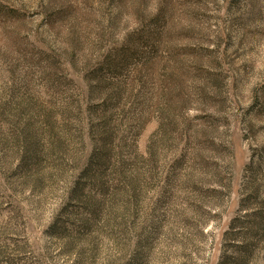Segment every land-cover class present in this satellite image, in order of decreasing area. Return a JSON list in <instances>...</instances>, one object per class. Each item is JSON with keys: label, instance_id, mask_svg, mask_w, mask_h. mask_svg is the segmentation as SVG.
I'll return each mask as SVG.
<instances>
[{"label": "rangeland", "instance_id": "374dc122", "mask_svg": "<svg viewBox=\"0 0 264 264\" xmlns=\"http://www.w3.org/2000/svg\"><path fill=\"white\" fill-rule=\"evenodd\" d=\"M260 221L264 0H0V264H264Z\"/></svg>", "mask_w": 264, "mask_h": 264}, {"label": "trees", "instance_id": "16d2710c", "mask_svg": "<svg viewBox=\"0 0 264 264\" xmlns=\"http://www.w3.org/2000/svg\"><path fill=\"white\" fill-rule=\"evenodd\" d=\"M161 22L160 18L158 17L156 20H154V24L158 25V23ZM162 129V125L160 126L159 130ZM111 138V133L110 134H106V137L104 139V142H103V148H102V151L104 152V157H105V160L103 157H100L99 159H103L104 162H103V165H106L109 163V159L107 156H109V154L112 152L111 150V147H110V139ZM150 161H152L154 158H153V155L150 154ZM154 162V161H152ZM178 167L180 166L179 164L177 165ZM175 176V175H174ZM95 177V180H97V183H98V189L100 190V193H101V196H102V200L101 201H95L94 202V208H93V205H92V217H91V220H87L86 222H84V227L85 228H89L92 224H91V221L95 220V218L98 217L100 211H101V206L102 204L104 203V201H106L107 199L110 200L112 199L113 197H115L116 195V188L117 187H112L110 186V188L106 185V181L104 180L103 182H99L101 180H103L104 178V173L101 174V176L97 177V176H94ZM176 178V176H175ZM191 184L192 188L191 189H195L197 191H194L196 194L200 195V196H203L205 194H203V192L201 193H198L199 191H202L201 189L198 188L197 185H195L196 183L193 182V183H189ZM260 224L263 225L262 227V230H264V221H260ZM261 227V226H260ZM243 253L240 255V258H238L237 260L233 261V262H229V261H226L225 264H246L248 259L251 258L250 256L253 255V252L249 249L248 246H245L243 247ZM141 257L139 256V258L137 259L136 261V264L138 263L139 259Z\"/></svg>", "mask_w": 264, "mask_h": 264}]
</instances>
